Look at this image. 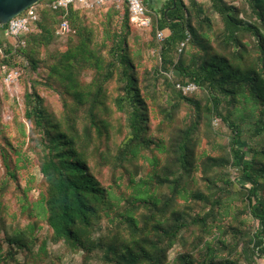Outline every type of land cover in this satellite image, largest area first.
<instances>
[{
	"label": "trees",
	"instance_id": "1",
	"mask_svg": "<svg viewBox=\"0 0 264 264\" xmlns=\"http://www.w3.org/2000/svg\"><path fill=\"white\" fill-rule=\"evenodd\" d=\"M48 1L19 39L0 25V63L42 76L29 78L23 104L39 134L36 215L51 235H41L40 218L18 226L4 217L10 181L20 188L21 157L0 142V264H26L21 252L45 263L49 239L86 260L101 249L102 264H264V0H163L159 8L144 0L160 45L146 71L130 46L138 28L127 5L110 4L99 26L88 18L98 8L53 9ZM63 21L71 26L66 43L49 50ZM160 31L168 32L163 41ZM188 83L198 88L178 87ZM40 84L59 94L60 109ZM215 120L230 130L227 144ZM237 200L243 208L230 212ZM177 244L183 249L171 258Z\"/></svg>",
	"mask_w": 264,
	"mask_h": 264
},
{
	"label": "rangeland",
	"instance_id": "2",
	"mask_svg": "<svg viewBox=\"0 0 264 264\" xmlns=\"http://www.w3.org/2000/svg\"><path fill=\"white\" fill-rule=\"evenodd\" d=\"M109 5L90 11L88 13L89 20L101 26L102 22L106 19ZM167 34L168 32L165 31L164 37ZM57 36L59 38H56L49 50L59 48L66 43L67 36ZM159 41L163 40L159 38ZM129 42L133 51L138 53L135 60L141 62V71L156 67L158 63L156 55L158 54L160 45L157 39L155 41L150 29H133ZM6 72L7 68L3 67L0 63V142L7 147L13 159L16 160L18 157H21V161L18 162L20 166L18 170V183L20 188L17 187L15 182L10 181L8 191L2 197V210L6 220L14 222L18 226H25L40 218V224L42 225L40 233L48 237L51 235L50 227L42 216L36 215L39 211V206L37 207L36 205L40 199V192L44 190V178L40 171L38 148L36 147V141L33 140L39 134L33 132L31 123L25 119L23 104V95L27 88L29 78L42 79V76H37V73L31 70H23L17 83L9 85L5 81ZM91 78L92 73H87L84 76V79L87 81ZM38 87L41 94L47 98L52 110L57 111L61 108L59 94L56 91L52 88H46L42 84ZM17 97L20 100H17ZM156 125L157 120H154L153 128L157 131ZM214 128L221 134L219 139L227 144L230 139V130L220 120H215ZM230 171L234 179L238 175L237 170L232 167ZM5 176L6 169L0 155V179H3ZM29 187L32 188L28 192L31 205L27 212H23L22 201L25 197L24 191ZM199 208L195 204L196 211ZM237 208H243L242 201L237 200L235 204L230 206L229 211H237ZM31 213L35 216H32ZM241 216L250 227L253 225V219L247 213L242 212ZM104 232V226L97 227L95 229V237L98 238ZM48 248L51 257L43 264H102L103 251L101 249H97L96 253L86 260L83 252L73 251L63 242L54 243L49 239ZM182 249L183 247L177 244L170 251V257L173 258ZM19 258L23 262H26V264H36L34 261L28 262L24 252L19 254Z\"/></svg>",
	"mask_w": 264,
	"mask_h": 264
},
{
	"label": "built area",
	"instance_id": "3",
	"mask_svg": "<svg viewBox=\"0 0 264 264\" xmlns=\"http://www.w3.org/2000/svg\"><path fill=\"white\" fill-rule=\"evenodd\" d=\"M109 4H115L118 7L127 5L130 10L132 24L138 29H149L152 25V15L146 7L144 0H49L47 5L53 9H68L70 6L75 8H99ZM39 3L28 7L25 11L12 18L5 30V35L11 39H19L21 36L32 30L40 21ZM71 31L68 21L61 22L57 35L63 36ZM159 38L164 39V31L159 32ZM186 42H182L180 51H182ZM21 71L13 68L6 72L5 81L7 84L17 83ZM185 92L196 90L198 87L195 83L178 84Z\"/></svg>",
	"mask_w": 264,
	"mask_h": 264
},
{
	"label": "water",
	"instance_id": "4",
	"mask_svg": "<svg viewBox=\"0 0 264 264\" xmlns=\"http://www.w3.org/2000/svg\"><path fill=\"white\" fill-rule=\"evenodd\" d=\"M40 1L42 0H0V25L7 24L12 18Z\"/></svg>",
	"mask_w": 264,
	"mask_h": 264
},
{
	"label": "crops",
	"instance_id": "5",
	"mask_svg": "<svg viewBox=\"0 0 264 264\" xmlns=\"http://www.w3.org/2000/svg\"><path fill=\"white\" fill-rule=\"evenodd\" d=\"M156 8H159L163 4V0H151Z\"/></svg>",
	"mask_w": 264,
	"mask_h": 264
}]
</instances>
